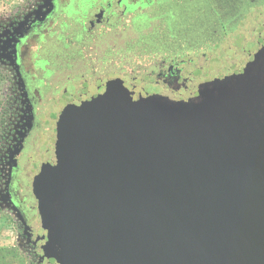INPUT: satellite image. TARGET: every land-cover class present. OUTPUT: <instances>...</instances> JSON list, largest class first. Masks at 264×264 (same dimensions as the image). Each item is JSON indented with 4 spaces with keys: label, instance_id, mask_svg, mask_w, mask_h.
<instances>
[{
    "label": "water",
    "instance_id": "obj_1",
    "mask_svg": "<svg viewBox=\"0 0 264 264\" xmlns=\"http://www.w3.org/2000/svg\"><path fill=\"white\" fill-rule=\"evenodd\" d=\"M201 101L95 81L38 181L56 264H264V51Z\"/></svg>",
    "mask_w": 264,
    "mask_h": 264
},
{
    "label": "flooded vegetation",
    "instance_id": "obj_2",
    "mask_svg": "<svg viewBox=\"0 0 264 264\" xmlns=\"http://www.w3.org/2000/svg\"><path fill=\"white\" fill-rule=\"evenodd\" d=\"M152 1L47 0L37 5V9L45 8L35 15L0 20V209L13 218V227L23 238L21 244L36 251L41 264L56 261L44 258L48 232L39 212L38 181L45 172L57 171L58 129L78 115L95 81L119 79L129 92L161 96L175 103L197 102L202 99V85L242 74L264 51L263 36L260 51L241 69L206 79L192 89L191 74L186 76L182 67L185 61L163 59L141 79L98 72L95 61L87 56V43L106 36L115 24L140 21ZM70 21L77 26L76 42L83 54L73 64L55 68L47 39L55 35V25L66 26ZM193 69L198 75L204 67Z\"/></svg>",
    "mask_w": 264,
    "mask_h": 264
},
{
    "label": "rangeland",
    "instance_id": "obj_3",
    "mask_svg": "<svg viewBox=\"0 0 264 264\" xmlns=\"http://www.w3.org/2000/svg\"><path fill=\"white\" fill-rule=\"evenodd\" d=\"M45 1L0 0V20L35 15L45 8L37 5ZM144 9L140 21L115 24L106 36L87 43V56L98 72L141 79L163 59L185 61L182 67L186 76L191 74L192 89L206 79L241 69L261 49L264 0H153ZM76 29L71 21L53 27L55 35L47 39L53 67L73 64L83 54ZM200 67H204L201 73L194 74L193 68ZM13 225V218L1 208L0 251H5V258L0 264H41L36 251L23 247Z\"/></svg>",
    "mask_w": 264,
    "mask_h": 264
},
{
    "label": "trees",
    "instance_id": "obj_4",
    "mask_svg": "<svg viewBox=\"0 0 264 264\" xmlns=\"http://www.w3.org/2000/svg\"><path fill=\"white\" fill-rule=\"evenodd\" d=\"M5 251H0V259H4L5 258V254H4Z\"/></svg>",
    "mask_w": 264,
    "mask_h": 264
}]
</instances>
